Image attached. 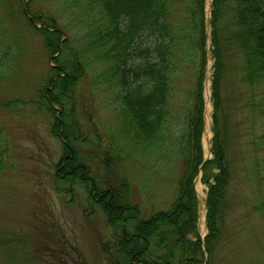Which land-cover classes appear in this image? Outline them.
<instances>
[{"label":"rangeland","instance_id":"374dc122","mask_svg":"<svg viewBox=\"0 0 264 264\" xmlns=\"http://www.w3.org/2000/svg\"><path fill=\"white\" fill-rule=\"evenodd\" d=\"M28 2L24 0L21 7L16 0H0V148L6 146L0 172V233L10 238L21 233L20 238L28 242L25 249L7 251L6 255L9 264H107L100 242L110 240L112 234L103 212L78 179L73 183L55 179L63 138L52 133L51 124L53 114L58 115L61 108L52 105L57 109L53 107L55 111L50 112L41 93L50 88L46 80L51 78L49 68L55 60L47 54L42 38L24 14ZM86 4L85 0H32L31 6L33 13H41L44 19L54 17L72 45L81 51L89 43L85 34L96 26L92 22L96 8ZM208 4L206 0V10ZM183 5L182 0H174L173 21L182 22ZM41 26L38 23L35 28ZM184 49L188 51L189 46ZM206 49L205 84L210 87L213 60L209 41ZM93 55L86 51L82 55L84 73L72 95L76 121L69 133L72 145L90 171L89 177L103 188L111 185L112 189L123 179L130 200L140 209V218L146 219L151 212L169 209L183 160L175 155L173 139L172 145L166 141L158 152L151 146L134 150L124 140L117 110L119 99L108 87L107 78L100 76L106 67ZM132 62H137L136 58ZM178 65L182 71L175 76L169 103V123L176 138L183 130L182 104L191 100L194 82L189 60ZM240 65V54L232 52L222 84L229 113L228 159L232 172L222 236L212 256L191 264H264V215L256 209L264 195L260 182L264 174V148L260 145L264 117L255 108L258 103L264 104V87L241 84L236 73ZM211 112L210 105V124ZM211 130L205 118L201 143L206 158L211 157ZM147 152L152 156H146ZM195 190L199 200L197 228L203 237L207 232V186L200 181V175L195 180Z\"/></svg>","mask_w":264,"mask_h":264},{"label":"trees","instance_id":"16d2710c","mask_svg":"<svg viewBox=\"0 0 264 264\" xmlns=\"http://www.w3.org/2000/svg\"><path fill=\"white\" fill-rule=\"evenodd\" d=\"M28 1L25 10L29 21L42 38L47 54L55 60V65L49 68L51 78L46 80L50 89L41 91L50 112L55 111L52 105L61 108L58 115L53 114L51 124L52 133L64 141L61 159L55 165V179L64 183L78 179L104 213L112 233L110 240L101 243L107 264H185L202 262L204 254L212 256L222 236L232 174L228 159L229 113L224 105L222 84L229 55L237 52L241 62L236 71L240 83L249 88L264 87V0H212L209 25L213 136L211 158L206 161L201 146L207 63L205 0H182L181 23L172 20L174 0H85L87 6L96 8L92 16L96 26L84 35L89 43L81 51L72 45L54 17L44 19L41 13H33L32 0ZM16 2L21 7L24 4V0ZM33 22L42 23L41 28H35ZM85 51L94 52L95 59L106 67L100 76L107 78L108 87L115 90L119 99L117 110L124 140L134 150L151 146L158 152L166 141L172 145L173 139L175 155L181 157L183 167L168 210L151 212L141 219L140 209L130 200L123 179L112 189L111 185L103 188L89 177L90 171L79 160L69 133L76 125L72 95L84 73ZM135 58L137 62H132ZM185 59L192 64L189 70L194 82L191 100L187 104L180 101L184 108L183 130L176 138L169 123V103L174 95L175 76L182 71L178 63ZM255 108L264 117V104L258 103ZM260 140L264 148V133ZM5 147L0 148V172ZM146 156L152 153L147 152ZM198 174L207 186V234L203 239L197 230L194 180ZM116 178L120 179V175ZM260 182L264 187V174L260 175ZM256 209L264 215V195ZM9 236L0 233V264L10 263L7 251H20L28 246L20 238L21 233L18 237Z\"/></svg>","mask_w":264,"mask_h":264},{"label":"bare ground","instance_id":"6f19581e","mask_svg":"<svg viewBox=\"0 0 264 264\" xmlns=\"http://www.w3.org/2000/svg\"><path fill=\"white\" fill-rule=\"evenodd\" d=\"M205 116H206V122H207V124L209 126H211V124H210V118H209L210 117V105L209 104L207 105L206 112H205ZM209 136H210V129H207L205 131L206 140H208Z\"/></svg>","mask_w":264,"mask_h":264}]
</instances>
